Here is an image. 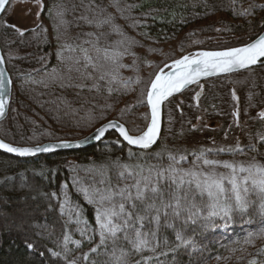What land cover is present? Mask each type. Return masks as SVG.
<instances>
[{
    "label": "trees",
    "instance_id": "1",
    "mask_svg": "<svg viewBox=\"0 0 264 264\" xmlns=\"http://www.w3.org/2000/svg\"><path fill=\"white\" fill-rule=\"evenodd\" d=\"M42 4L41 21L22 30V36L4 20L6 11L0 18V46L13 81L0 137L12 144L78 139L108 119L123 122L137 134L147 124L144 114L149 116L144 93L162 65L194 50L247 43L264 29V0H42ZM60 11L62 16L57 15ZM108 17L111 24L97 27ZM113 25L118 32L112 31ZM97 36L101 48L140 50L134 53V70L119 72L120 79L128 81L127 88L114 82L109 92L108 78L99 82V91L92 87L94 77L108 70L83 67L79 49L87 48L95 59L97 53L85 41H95ZM148 55L154 57L151 68L140 78ZM250 73L255 75L252 81L236 90L233 79ZM263 74L264 66L258 65L206 79L170 98L164 104L160 138L149 149L131 148L109 132L98 143L77 150L29 158L0 151V264H67L72 259L76 264H113V247L117 253L120 248L129 252V264H211L216 260L264 264V237L259 235L264 231V214L256 195L250 194L254 203L248 212L234 211L227 220L208 217L211 200L201 197L196 201L200 212L193 217L195 223L186 214L170 217L172 227L157 232L156 251L150 245L135 252L118 233L121 238L115 246L108 241L92 252L100 241L98 205L89 204L81 191L103 188L101 181L131 184L134 166L166 167L169 154L185 169L199 165L212 170L224 162L244 167L264 164V118L259 116L264 106ZM197 87L202 90L199 98L195 97ZM217 140L229 143L214 147ZM201 152L204 156L198 160ZM181 156L186 159L180 160ZM205 158L220 163L203 165ZM121 170L128 178L117 181ZM225 187H229L227 181ZM177 232L192 243L171 251L178 243ZM249 234H254L253 241L245 243ZM65 235L70 237L67 253ZM76 240L81 241L79 246L72 242ZM29 243L34 247L28 248Z\"/></svg>",
    "mask_w": 264,
    "mask_h": 264
},
{
    "label": "snow or ice",
    "instance_id": "2",
    "mask_svg": "<svg viewBox=\"0 0 264 264\" xmlns=\"http://www.w3.org/2000/svg\"><path fill=\"white\" fill-rule=\"evenodd\" d=\"M10 0H0V13L6 11V5ZM24 2V0H20ZM39 3L40 0H37ZM247 13V10H244ZM242 13V14H244ZM62 11L57 12L58 16H62ZM88 23H93L89 20ZM105 24H111V17L97 22V27ZM6 26L7 25L6 23ZM10 27L16 29L15 25ZM22 36L23 31L16 29ZM112 31L118 32L119 29L115 25L112 26ZM95 35V34H90ZM103 35V33H101ZM93 47L97 53L96 58L89 54L87 48L81 47L79 50L83 54L82 59L85 62L83 67L91 66L99 71L103 65L99 64V60L111 61L115 65L112 72H105L98 77H94L95 83L92 87L99 91L100 81L108 78V91L114 89L112 83H122L125 88L128 86V81L121 80L119 77V69L128 67L120 63V57L124 52L109 50L108 48L99 47V36L95 41H85ZM118 43L123 44L124 41ZM71 51H76L71 48ZM128 49H125L127 52ZM135 55L134 53H132ZM59 55V53H58ZM76 63H80V58L76 59ZM264 66V34L259 35L257 39L246 43L240 47H231L222 51H199L194 55H183L179 59L172 61L171 66L165 65V68L171 67V71L165 72L160 69L154 74V78L150 79L144 96L146 104L150 108V123L145 131L140 135H131L124 124L109 121L96 130L95 138L101 139L109 129H115L119 132L123 140L128 145H135L141 149H149L157 142L161 130V106L172 97L175 93L181 92L187 86L197 83L201 77H208L219 73H231L237 69H249L257 64ZM4 64V57L0 55V65ZM72 69L70 68L69 71ZM79 71V68H76ZM89 77L93 73H87ZM13 83L11 78L6 75L5 70L0 68V116L5 114L6 107L9 103V87ZM199 93H197V97ZM235 97V92H233ZM238 112L236 115L238 116ZM261 118H264V111L259 113ZM145 119H149L148 114H144ZM264 140V137L261 138ZM70 142L61 141L58 145L52 144L48 146L36 147H18L0 140V149H4L8 153H15L20 156L35 155L38 152H50L56 147H69ZM204 153L201 152V159ZM169 163L165 167L163 165L148 166L147 169L143 165H136L133 168V182L112 184L101 181L104 184L103 188L91 187L82 188L84 198L89 204H96V223L99 225V245L92 248L90 251L96 252L100 246H105L108 241H112L113 246L120 240L118 233H121L123 239L131 245V250L141 252L145 248L152 245L151 250L156 251L158 242L156 240L157 232L161 227H172L169 218H179L186 214L187 219L192 220L200 209L197 207L196 201L201 197H207L211 200L208 205V217H217L227 220L231 218L234 211L241 213L248 212L254 201L250 194L260 198V212L264 214V164L253 163L247 167H237L234 164L224 162V167L231 170V175L228 177L222 174H217L213 170H204L199 165H194L192 168H182L179 166L177 157L169 154ZM185 156H181L180 160H185ZM203 165L214 166L219 161L202 159ZM122 169H129V165H122ZM121 170L117 173V181L127 180L125 171ZM243 173L244 175H241ZM227 181L229 187H225ZM55 196V193H53ZM195 209V211H193ZM147 229V231H144ZM83 235V232L81 233ZM264 237V231L259 233ZM254 234H249L245 243H252ZM175 251L181 246H187L192 243L191 238L177 232L175 236ZM70 237L64 236V251L67 253ZM77 246L81 241H72ZM28 248H33L34 245L29 243ZM52 255L59 257V252H52ZM113 264H129V252L123 248L117 253L115 247L111 252ZM67 260V256H65ZM87 260V254L84 255ZM67 264H76L75 259L68 260ZM254 264V262H253Z\"/></svg>",
    "mask_w": 264,
    "mask_h": 264
},
{
    "label": "rangeland",
    "instance_id": "3",
    "mask_svg": "<svg viewBox=\"0 0 264 264\" xmlns=\"http://www.w3.org/2000/svg\"><path fill=\"white\" fill-rule=\"evenodd\" d=\"M42 6H43L42 0H40L39 3L37 2V0H24V2H20V0H10L9 5L6 9V12L4 13V20L9 24L15 25L16 28L20 30H26V29L32 28L36 26L42 19ZM120 47L122 49L119 47L109 48V50L124 52V55L120 57V63L127 65L128 67L120 68L119 72L133 71L134 69L132 68L131 63H132V60L133 62H135V58L132 53L139 52L140 50L138 48H129L128 51L125 52V48L122 46ZM89 50L90 52H93L91 48H89ZM129 54L132 55V57ZM95 55L97 56V54ZM150 58L154 59L153 56L150 57L148 55V59L144 61L141 67L142 69L139 72L140 78L142 77V75L146 74L150 70L151 68ZM100 62L105 67V69L108 70V72L114 71L115 65H113L111 61H104L103 59H101ZM254 76L255 75L253 73L252 74L250 73V74H242L238 77H235L233 79L234 80L233 85L235 86V89L236 90L239 89V86L243 85L246 81L248 82L250 80L251 82ZM263 78H264V74H263ZM199 89L198 87L196 88L195 94L197 93ZM261 111H264V106L260 109V112ZM219 125H220L219 122L215 123V126H218V128H219ZM219 141L220 140H217V143L214 144L213 146L214 147H224V145L229 143V141H224L222 143ZM231 164H234V163L231 162ZM234 165H236L237 167L243 166L241 164L239 165L234 164ZM212 170L215 171L217 174H222L225 177H228L231 175V170L228 168H225L223 165L221 167H218ZM211 264H220V262L216 260V261H213Z\"/></svg>",
    "mask_w": 264,
    "mask_h": 264
},
{
    "label": "water",
    "instance_id": "4",
    "mask_svg": "<svg viewBox=\"0 0 264 264\" xmlns=\"http://www.w3.org/2000/svg\"><path fill=\"white\" fill-rule=\"evenodd\" d=\"M8 4H9V3H8ZM8 4L6 5V8H7ZM3 13H4V12L0 13V18H1V16H2ZM262 34H264V29H263V31H262L259 35H262ZM259 35H257L254 39H252V40L249 41V42H252V41H254L255 39H257ZM249 42H247V43H249ZM244 44H246V43H244ZM244 44L237 45V46H231V47H240V46H243ZM231 47H227V48H231ZM227 48H220V49H199V50H194V51L189 52V53H185V54H183V55H189V54L194 55L195 53H197V52H199V51H222V50H225V49H227ZM0 55L3 56L1 46H0ZM183 55H181V56H183ZM181 56H179L178 58H175V59H179ZM3 57H4V56H3ZM175 59H173V60H175ZM173 60H171V61L165 63L164 65H162V66L157 70V72H158L160 69H162V68L164 69L165 72H167V71H171V70H172L171 67H167V68H165V65L167 64V65L171 66ZM258 65H261V64L258 63V64L255 65V66H258ZM255 66H252V67H255ZM252 67H251V68H252ZM0 68H3V69L5 70L6 75L9 76V77L11 78V76H10V74H9V71L7 70V67H6L5 59H4V64L0 65ZM242 70H246V69H237V70H235V71H233V72H231V73H219V74H215V75L208 76V77H201L197 83L203 82L204 80L209 79V78H213V77H217V76H223V75H227V74H232V73L239 72V71H242ZM153 78H154V76H153ZM11 80H12V79H11ZM197 83H193V84L187 86V87L184 88L181 92H179V93H175L172 97L181 94L184 90H186L187 88H189V87H191V86H193V85H195V84H197ZM12 88H13V83H12V84L10 85V87H9V93H8L9 103H8V105H7V107H6L5 114H4L3 116H0V122L3 121V120L6 118L7 114H8V109H9V105H10V101H11ZM197 93H199V96H200L201 93H202V90L199 89V90L197 91ZM197 93L195 94V97H196V98H199V96L197 97ZM172 97H170V98H172ZM170 98H169V99H170ZM169 99H168V100H169ZM145 100H146V98H145ZM168 100H167V101H168ZM167 101H165V102L162 104V106H161V130H160V135H161L162 126H163V108H164V104H165ZM147 108H148V113H149V119H148V121H147V124H146L145 128H144L141 132H139V133H137V134H133V133H131V132L129 131V133H130L131 135H140V134H142L143 131L146 130L147 125L150 123V108H149L148 106H147ZM109 121H114V122H118V123H120V124H124L123 122H121V121H119V120H117V119H108V120L102 122L101 124H99L98 126H96L93 130H91L89 133H87L86 135L82 136L81 138L73 139V140H71V139H65V140L45 141V142L38 143V144H33V145H18V144H12V143H10V142L5 141L4 139H2V138L0 137V140H3L5 143H9V144H12V145H14V146H18V147L48 146V145H52V144H56V145H58L61 141H68V142H70V145H71V146H69V147H56L53 151H50V152H38V153H36L35 155H28V156H20V155L15 154V153H8V152L5 151L4 149H0V151H1V152H4V153H6V154H9V155L15 156V157H19V158H29V157H34V156H37V155L49 154V153H54V152H58V151L77 150V149L86 148V147H89V146H91V145H94V144L98 143L99 141H101L102 139H104L105 136L107 135V133H109V132H115V133L120 137V139H121L125 144H127V142L123 140V137L120 136L119 132H118L117 130H115V129H109V130L104 134V136L101 137V139H99V140H97V139L95 138V136H96V134H97L96 130H97L98 128H100L102 125L107 124ZM124 125H125V124H124ZM125 127L127 128L126 125H125ZM127 129H128V128H127ZM160 135H159V137H158V139H157V142H158V140H159V138H160ZM157 142H156L155 144H153L150 148L154 147V146L157 144ZM127 145H128V144H127ZM128 146L131 147V148H135V149H141V148H139L138 146H135V145H128Z\"/></svg>",
    "mask_w": 264,
    "mask_h": 264
}]
</instances>
